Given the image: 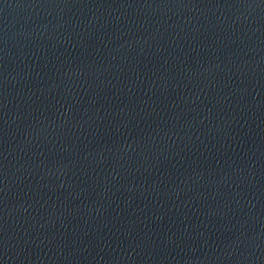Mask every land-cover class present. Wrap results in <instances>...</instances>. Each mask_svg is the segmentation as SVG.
<instances>
[{"label": "water", "instance_id": "95a60500", "mask_svg": "<svg viewBox=\"0 0 264 264\" xmlns=\"http://www.w3.org/2000/svg\"><path fill=\"white\" fill-rule=\"evenodd\" d=\"M0 264H264V0H0Z\"/></svg>", "mask_w": 264, "mask_h": 264}]
</instances>
